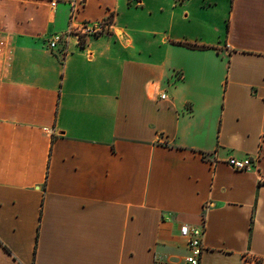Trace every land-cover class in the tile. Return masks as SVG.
Returning a JSON list of instances; mask_svg holds the SVG:
<instances>
[{
	"label": "crops",
	"instance_id": "obj_1",
	"mask_svg": "<svg viewBox=\"0 0 264 264\" xmlns=\"http://www.w3.org/2000/svg\"><path fill=\"white\" fill-rule=\"evenodd\" d=\"M0 41V264H180L182 224L264 264V0H0Z\"/></svg>",
	"mask_w": 264,
	"mask_h": 264
},
{
	"label": "built area",
	"instance_id": "obj_2",
	"mask_svg": "<svg viewBox=\"0 0 264 264\" xmlns=\"http://www.w3.org/2000/svg\"><path fill=\"white\" fill-rule=\"evenodd\" d=\"M50 5L53 7L55 1H52ZM73 6V5H72ZM72 10V14H73ZM108 23L105 21L96 22L93 24H82L78 30H74L71 26L68 28L65 34H54L48 42L50 49L55 48L66 36L70 34H76L78 38L88 35H98L106 29ZM6 43L0 41V60L5 52ZM163 96H161L162 98ZM226 165L234 171H246L255 167L256 161L251 157H245L237 159L231 157L225 161ZM179 236L185 241L187 253L183 257L180 264H200L201 256L203 252V236L204 226H189L182 224L179 226ZM256 264V263H255Z\"/></svg>",
	"mask_w": 264,
	"mask_h": 264
},
{
	"label": "trees",
	"instance_id": "obj_3",
	"mask_svg": "<svg viewBox=\"0 0 264 264\" xmlns=\"http://www.w3.org/2000/svg\"><path fill=\"white\" fill-rule=\"evenodd\" d=\"M80 38H81V37H80ZM80 38H79V39H80ZM190 46H191V47H193V48H195V47H196V45H190Z\"/></svg>",
	"mask_w": 264,
	"mask_h": 264
}]
</instances>
